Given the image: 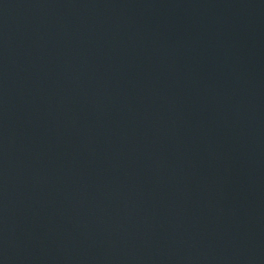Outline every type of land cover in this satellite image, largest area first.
I'll list each match as a JSON object with an SVG mask.
<instances>
[{
	"label": "water",
	"instance_id": "obj_1",
	"mask_svg": "<svg viewBox=\"0 0 264 264\" xmlns=\"http://www.w3.org/2000/svg\"><path fill=\"white\" fill-rule=\"evenodd\" d=\"M0 264H264V0H0Z\"/></svg>",
	"mask_w": 264,
	"mask_h": 264
}]
</instances>
